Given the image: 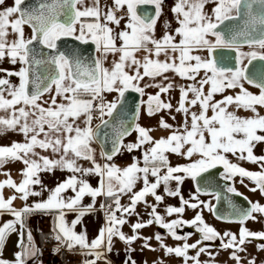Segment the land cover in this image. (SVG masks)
<instances>
[{"label": "snow or ice", "instance_id": "obj_1", "mask_svg": "<svg viewBox=\"0 0 264 264\" xmlns=\"http://www.w3.org/2000/svg\"><path fill=\"white\" fill-rule=\"evenodd\" d=\"M208 4L214 5L211 12L205 11ZM163 5L164 0H112L111 6L102 8L101 0H92L90 6H85V0H42L28 7L27 0H12L11 4L0 0V62L7 58L11 65L19 64L18 70L0 68L3 73L0 76V112L5 113L0 115V132H18L24 137L22 143L13 141L9 146H0V168L10 161H20L24 165L18 182L7 172L4 173L7 178L0 181V215L14 218L0 225V264H27L29 259L41 254L30 230L27 243L24 241L25 218L36 211L56 213L53 238L58 243L54 252H59L60 248L69 252L78 249L84 257L82 264H112L107 255L113 251L114 238L127 245L123 264H136L130 255L135 251L131 247L133 242L143 240V249L157 250L149 243L153 237L141 236L139 232L153 224L165 229L172 239L183 241L169 246L159 232L154 236L165 256L182 258L183 264L190 261L201 264V254L209 257L204 264H213L219 252L209 251L204 242L217 239L220 250H230L228 259L234 264H257L255 257L240 254L247 251L246 243L264 241V231H252L245 226L247 221L257 220L255 214L264 217V205L248 201V207L234 209L231 216L218 215L217 219L240 225L238 234L231 231L221 234L204 221L203 210L214 212V206L200 200L199 196L212 194L216 200L220 199L219 193H208L201 187L202 182L210 186L212 177L204 174L218 166L223 168L222 179L231 181L239 176L243 184L247 178L255 185L249 190L264 195V155L254 154L256 145L264 144V115L257 108L264 109V67L258 77L250 75L249 68L253 60L264 61V51L255 50H264V0H175L170 11L178 26L173 34L170 22L164 20L162 35L157 38ZM254 5L257 8L254 9ZM241 19L242 24L238 23ZM122 21L123 28L120 27ZM225 21L237 24L236 29L225 25L226 30L222 32L220 26ZM25 26L31 29L30 36H26ZM66 37L84 44L91 42L99 55L89 63L81 53L60 51L57 42ZM241 44L253 50L241 52ZM37 46L50 50L48 56L38 53ZM218 49L235 51L234 67L228 66L230 57L218 54ZM141 51L145 54L138 59L136 53ZM200 52L206 55L194 54ZM110 54L118 58L112 61L111 67H105L104 60ZM162 54L163 61L159 59ZM170 71L192 81L179 87L175 108L170 100L161 98L174 87L166 75ZM11 77H17L18 84H13ZM145 77L151 82L141 86ZM157 77L161 78L160 82H155ZM245 84L258 88L259 93L248 91ZM146 88L158 91L147 94V100L142 99L135 107L131 124L121 119L113 127L112 149L101 151L106 162L98 163L90 144L99 138L101 125H111L114 113L118 112V107H123L127 91L144 97ZM232 89L238 91L234 95H224L226 90ZM112 92L117 93L116 99L106 101L104 93ZM45 94H49L47 101L42 99ZM216 94L223 98L216 100ZM57 97L62 102L58 103ZM196 106L198 111H192ZM229 106L252 115L238 116ZM141 107L149 117L166 111L172 120L176 119L172 114L174 108L175 113L183 114L182 124L174 128L161 116L158 126L169 130V134L154 138L152 128L137 122ZM94 112L99 113L100 119L95 128L92 127ZM81 116L84 127L76 124ZM105 116L110 119L105 120ZM133 132L136 133L135 141L124 143V138ZM37 148L51 150L58 158L42 156L35 151ZM139 149H143L142 165L135 156L125 167L110 163L122 151L131 153ZM169 153L189 162L173 166ZM227 154L258 164L260 170H247L231 162ZM78 160L89 161L91 166L82 167L77 164ZM56 169L73 174L48 189L39 173ZM93 175L99 178L96 187L83 178ZM186 179L196 184L195 192L187 199L181 191ZM138 182H142V187L134 190ZM173 182L174 188L170 186ZM34 186H39L41 191H36ZM161 186L163 194H158ZM5 187L13 190L7 198L3 195ZM69 189L74 195L65 196ZM42 191L49 193L47 199L27 203L29 197H38ZM227 191L242 195L234 187H228ZM86 195L92 198V203L82 206ZM124 196L129 200L126 205L121 203ZM149 196L154 203L148 202ZM166 196L178 198L179 206L167 205L161 215L158 207ZM98 197L105 198L99 204L104 224L89 241L86 231L77 232L76 227L82 217L96 210ZM17 199L25 202L20 208L13 206ZM141 203L150 209L147 220L141 219L136 211ZM186 208L199 211L191 220H184ZM67 211L76 213L71 225L65 221ZM133 215L136 222L130 225L132 235H127L122 226L128 224L127 217ZM173 216L176 218L166 220ZM16 225L20 228L19 251L10 261L3 258L2 249L8 233L16 231ZM182 227L194 228L200 238L189 244L187 241L193 233L179 235L177 229ZM256 247L264 251V244ZM190 249L196 250L195 255L189 254Z\"/></svg>", "mask_w": 264, "mask_h": 264}, {"label": "crops", "instance_id": "obj_2", "mask_svg": "<svg viewBox=\"0 0 264 264\" xmlns=\"http://www.w3.org/2000/svg\"><path fill=\"white\" fill-rule=\"evenodd\" d=\"M91 2H92V0H85V6H88V4ZM174 3H175V0H164L163 15L161 17V22L158 23L157 29H156V37L157 38H159L162 35L163 21L164 20H167L170 22L172 30H173V34H174L175 27L178 26L175 22V19L172 15L171 11H170V9L174 5ZM111 5H112V0H101V7L102 8H106V7L111 6ZM123 24H124V22L122 21L121 25H120L121 28H123ZM212 39L214 40V38H212ZM178 40H179V38L177 37V42H178ZM117 43H119V41ZM149 47H151V46H149ZM246 48H248V46L240 47L241 50H245ZM243 52H245V51H243ZM144 54L145 53L143 51H141V52L136 53V56L138 59H140L143 57ZM194 54L206 55V52H200V53H194ZM98 55L99 54L96 52V56H98ZM117 58L118 57H114L110 54L107 57V59L104 60V66L105 67H111L112 61L114 59H117ZM153 58H155V57H153ZM159 59L163 61L165 59V56L162 54L159 57ZM245 61L246 60H244V63H245ZM0 68H3V69L15 68L18 70L19 64H17L16 66H13L8 61H2V62H0ZM2 75H3V73H0V76H2ZM166 75L173 82V84H176V88L173 87V89L168 94H162L161 98L166 100V101L170 100V102L173 104V106L175 108L177 101L179 99V87L182 85L192 83V81L181 78L171 71L166 73ZM200 75L203 76V72H201ZM198 79H199V77H198ZM160 81H161V78L157 77L155 82H160ZM11 82L13 84H18V78L17 77H11ZM141 82H142L141 86H143L144 84L150 83L151 81L149 78L145 77V79ZM245 87L247 88L248 91L252 92L253 94L259 93V90L255 87L249 86L247 84H245ZM205 88L207 89V86H205ZM156 91H158V89H156V88H146L145 89L146 97L144 100H147V94H155ZM237 91H238V89L226 90L224 95H234ZM108 94L110 96L109 97L110 101L116 99V97H117V93H115V92L108 93ZM222 98L223 97L221 94H216V96H215L216 100H219ZM141 100H142V97L140 96V101ZM174 108H173L172 114L176 116L175 120H172L170 118L168 112H166V111H162L153 117L147 116L146 112L144 111L141 126L152 128L153 131H152L151 135L154 138H160L161 136H167L169 134V130H165V129L160 128L158 126V121H159L160 117L163 116L164 119L169 124H172L174 128L180 127L182 124V121H183V114L182 113H175ZM257 108H258V111L260 112V114L264 115V109L259 108V106H257ZM191 110L192 111H198V106L192 108ZM229 110L235 111V113L241 117H249L252 115L251 112L246 111L244 109H236L234 106H229ZM208 115H211L210 111H209ZM99 121H100V119H98L95 124H92V127H94ZM189 122H190V120H189ZM135 139H136V133L133 132L130 136H127L124 138V143L133 142V141H135ZM35 151L38 152L40 155L45 152V150H42L39 148H37ZM142 152H143V149H139V150L133 151L131 153H128L127 151H122L120 154L116 155L110 163H114L115 165H117L119 167H125L132 162V157L135 156V157H137V159H139L141 161V165H142L143 164ZM254 154L257 156L264 155V144H257L256 147L254 148ZM167 155L169 157L170 163L173 166L183 165V164H186L189 162L188 160L184 159L183 157L176 156L175 154L169 153ZM227 155H228V159L231 160L232 162L245 161L248 165L251 164V163L247 162L246 160L237 159V157H234L231 154H227ZM32 158L35 159V157H32ZM95 159L98 163H101V164L106 162L101 157L99 149H98L97 153L95 152ZM77 164L82 166V167H90L91 166V163L89 161H84V160H78ZM23 167H24V165L20 161L8 162L7 164L4 165L3 168H0V181H3L4 179L7 178L4 175V173L7 172V173H10L11 178L14 181L18 182L21 179L20 171H21V169H23ZM72 174L73 173L68 172V171H61L59 169H56L52 172H41V173H39V176H40L43 184L48 189H52L57 185L58 182H61L65 179H67ZM83 178L86 179L93 187L98 186V179H99L98 177L93 175V176H88V177H83ZM170 186L174 188L175 182H173ZM34 187H35L36 191H41L39 186H34ZM140 187H142V182H138L137 187L134 190H139ZM181 191H182V194L184 195L185 199L189 198L190 194H193L195 192V189L192 185L191 179H186L184 181L183 185L181 186ZM12 192H13V190H11L7 187H5L3 189V195L5 198L12 195ZM48 194L49 193L47 191H42L41 195L38 197H29V200L27 201V203L33 204L35 202L45 200V199H47ZM158 194H163V186H161L158 189ZM64 195L65 196H71L74 194L69 189L66 193H64ZM146 199L148 200L149 203H154L153 197L149 196ZM199 199L209 203V198L205 195L200 194ZM104 200H105L104 197H98L97 203H96V210L94 212L87 214L84 217H82L81 223L78 224L76 227L77 232L86 231V235H87V238L89 241H91L92 239H94L96 237V235L98 234L99 228L101 226H103V224H104V214L99 209V204L104 202ZM24 203H25L24 201L17 199L13 202V206L16 208H20L24 205ZM90 203H92V198L90 196H87V195L81 201L82 206H86ZM121 203L125 204V205L128 204L129 203L128 197L127 196L122 197ZM167 205L179 206V199L175 198V197H167L166 196L164 199V202L158 207V212L161 215H164V208ZM136 211L139 213L141 219H143V220L148 219L147 212L150 211V209H146L145 205L143 203L137 205ZM196 211H199V209L193 210L190 208H186V210L183 214V219L184 220H191L194 217V215L196 214ZM36 213H42L43 214V218H44L43 221L37 222L34 219V215ZM55 215H56L55 212L45 213L42 211H36V212H33L32 214L28 215L25 218V225H26V228L24 231L25 243H27V231L30 230L32 237H33V242H34L35 246L39 249V244H40V241H41L43 236L54 235L53 234V226H54V216ZM202 216H203V219H207L206 217H208V216L210 218L214 219L211 215V212L208 209L203 210ZM75 217H76L75 212L67 211L66 215H65V221L69 225H71V221L73 219H75ZM174 218H176V217L175 216L166 217V220H170V219H174ZM12 219H14V218L8 214L0 215V225H2L4 222L12 220ZM127 219H128V224H125L122 226V231L127 235H132L130 225L132 223L136 222V216L133 215V216L127 217ZM214 220H216V219H214ZM139 232H140L141 236L153 237V239L151 241H149V243L152 245L153 248H156L157 250L156 251H149L147 249H143L142 244L144 243V241L143 240H136L131 245V247L133 249H135V251L130 253L132 259L136 261V264H145V262H147V264H160L161 261H163V264H183L182 258L175 257L174 255L165 256L164 252L159 248L158 242L154 239V236L157 232H159L164 237V243H166L169 246H176V245L182 244L183 241H176V240L172 239V237L167 234V231L165 229H162L155 224H153L149 227L140 229ZM187 232L188 231H184L183 228L177 229V233L179 235H184ZM19 233H20L19 225H16V231H12V232L8 233L6 240H5V243H4V247L2 249L4 259L10 260V261L14 260V253L16 251H19V249L17 248V243L20 239ZM199 238H200V236H197L196 233L193 232V235L188 239L187 242L189 244H191V243L196 242ZM126 247H127V245H125L123 242H121L118 238H114L113 251L107 255L108 260H110L112 262V264H123V262L126 258V253H125ZM63 249H64L66 255H69L70 253L75 254L76 258H73V262L64 263L63 262V253H56L53 255H42V254H40L36 259H29L27 261V264H82L84 257L79 254L78 249L74 250L72 252H69L66 248H63ZM210 249H212V248H210ZM208 250H209V248H208ZM195 252H196V250H194V249L189 250V253L191 255H195ZM199 259H201V256L199 257ZM100 264H103V262H100Z\"/></svg>", "mask_w": 264, "mask_h": 264}, {"label": "water", "instance_id": "obj_3", "mask_svg": "<svg viewBox=\"0 0 264 264\" xmlns=\"http://www.w3.org/2000/svg\"><path fill=\"white\" fill-rule=\"evenodd\" d=\"M38 2H42V0H27V6L28 7L35 6ZM47 2H51V0H47ZM145 7L151 8V6H141V8H145ZM255 8H257L256 5H254V9ZM241 11L243 13V8ZM238 23L242 24V19ZM225 25H228L229 27L233 29H236L237 27V24L229 22V21H225V24L220 26V30L222 32L226 30ZM28 29L30 30V33H31V29L30 28ZM57 44H58V49L60 51H65V52L75 51V52L81 53L82 56L85 58L86 62L91 63L92 59L96 57L95 45L92 44L91 42L84 44V43H80L79 41L72 39L71 37H66L58 41ZM244 46H248V45L241 44L240 47H244ZM36 50L38 53H42L43 57H47L50 52V50L45 49L42 46H37ZM217 53L224 54L230 57L228 66L229 67L235 66V55H236L235 51L229 50V49H218ZM247 63L248 62L246 60L245 64ZM262 67H264V61H260L258 59L253 60L252 64L249 65V68L251 69L250 75L258 77ZM249 86H252V85H249ZM122 104H123L122 109L118 107V112L114 113V117L112 118L111 125L108 127L101 125L100 129L98 130L99 138L93 140L96 146L98 147L100 153L101 151H109V152L111 151L112 149L111 140L114 135L113 127H115L121 119L126 121L128 124H131L133 122L135 107L138 104H140L139 93L133 92L131 90L127 91L125 93V97L122 100ZM104 119L109 120L110 118L105 116ZM99 123L100 121L97 124ZM106 134H107V138L105 139ZM222 172H223L222 166H218L215 169H211L209 173L204 174L205 176L212 177L210 186L202 182L201 187L206 188L208 193H219L220 195L219 200H216L213 195L212 205L214 206V212L211 211L212 217L221 222L235 223V222H227L224 220L217 219V216L218 215L231 216L234 209L238 208V205L240 206V208H246L248 207V203L243 197L235 195L234 193H230L227 191V186L230 185V181L224 180L221 178ZM192 185L195 189L196 188L195 182L192 181ZM201 194L202 195H212V194H204V193H201ZM182 228L184 231L196 233L194 228H188V227H182ZM196 235L199 236V233H196Z\"/></svg>", "mask_w": 264, "mask_h": 264}, {"label": "rangeland", "instance_id": "obj_4", "mask_svg": "<svg viewBox=\"0 0 264 264\" xmlns=\"http://www.w3.org/2000/svg\"><path fill=\"white\" fill-rule=\"evenodd\" d=\"M7 3L11 4L12 0H7ZM91 3H89L88 6H90ZM213 7H214L213 4H208V5L205 6V11L211 12V9ZM25 34H26V36L30 35V30L26 26H25ZM9 39H12V37L10 36ZM239 50L241 52H243V51L249 52V51H251L253 49H250L248 47L245 50H241V49H239ZM255 50L258 51V52L264 51V50H261L259 48H256ZM3 61H8V60H7V58H5ZM173 85H174V88H176V84H173ZM104 97H105L106 101H110V99H109L110 96H109L108 93H104ZM145 97H146V95L144 97H142V99L144 100ZM42 99L45 100V101L49 100V94H45V96ZM57 102L58 103L62 102L61 98L57 97ZM44 106L47 107V104H45ZM0 115H5V113L4 112H0ZM143 115H144V108L141 107V115H140L139 120L137 121L140 124L142 122ZM83 120H84V117L81 116L79 119H77L76 124L79 125L80 127H84ZM97 120L98 119H93L92 120V124H95ZM69 122H71V119L69 120ZM13 141L22 143V142H24V137H23L22 134H20L18 132H12V131L0 132V146H9ZM90 147L94 150V153L98 152V148L96 147V145L94 144L93 141L91 142ZM41 155L42 156H48L50 159L58 158V154H53L51 152V150H48L47 152L45 151ZM233 163H237L241 167H244L245 169L246 168H249V169L252 168V166L249 167L250 165H248L245 161H235ZM236 178L237 177H234L233 181ZM206 218L207 219H204V221L208 225L214 227L221 234L224 231H231V232L239 231L240 225L238 223L221 222V221H218V220H214V219L210 218L209 216L206 217ZM245 226L248 229H250L251 226H252V221L251 220L247 221ZM244 247L247 249V251L240 254L242 257H255L257 264H264V252L262 253V252L254 251V249L252 248V245L249 244V243H246ZM209 250L212 251L213 253L219 252V255H217L215 257V261L213 262V264H234L233 261L228 259L229 251H222V250H216V249H209ZM208 260H209V257L207 256V254H201V259H200L201 264H204V262L208 261ZM189 264H191V261L189 262ZM245 264H246V262H245Z\"/></svg>", "mask_w": 264, "mask_h": 264}, {"label": "flooded vegetation", "instance_id": "obj_5", "mask_svg": "<svg viewBox=\"0 0 264 264\" xmlns=\"http://www.w3.org/2000/svg\"><path fill=\"white\" fill-rule=\"evenodd\" d=\"M251 169L249 168H246L247 170H250V171H259L260 170V166L258 164H253L251 163L249 167H251ZM228 187H234L236 189L237 192L241 193L242 195H240L241 197H247V203L248 201H251V202H259L261 205H264V195H261V193L259 191H256V192H252L250 191L249 189L252 188V187H255V185L249 181L247 178L244 179V183L241 184L240 183V177L237 176V178L233 181L231 180L230 181V185L227 186ZM209 198V203L212 205L213 203V195H205ZM238 208H240V206L238 205ZM211 212V211H210ZM257 216V220L256 221H252V226L250 228V230L252 231H264V217L260 216L259 214H255ZM233 233H237L238 234V231L236 232H233ZM252 245V248L254 249V251H258V252H264V251H259L257 250V245L258 244H264V241H261V240H252L251 243H249ZM204 245L207 246L209 249L212 248V249H217V250H220V241L217 239V240H214V241H205L204 242ZM230 251V250H228Z\"/></svg>", "mask_w": 264, "mask_h": 264}, {"label": "built area", "instance_id": "obj_6", "mask_svg": "<svg viewBox=\"0 0 264 264\" xmlns=\"http://www.w3.org/2000/svg\"><path fill=\"white\" fill-rule=\"evenodd\" d=\"M93 116H94L93 119H99V113L94 112ZM102 213H103V211H102ZM34 219L37 222L43 221V219H44L43 214L42 213H36L34 215ZM53 236L54 235H50V236L42 239V241L39 244L40 253L42 255H53L56 253H63V262L64 263L73 262V258H76L75 254L70 253L69 255H66L63 248H60L59 252H54V249L57 247L58 242L53 238Z\"/></svg>", "mask_w": 264, "mask_h": 264}, {"label": "trees", "instance_id": "obj_7", "mask_svg": "<svg viewBox=\"0 0 264 264\" xmlns=\"http://www.w3.org/2000/svg\"><path fill=\"white\" fill-rule=\"evenodd\" d=\"M45 237H48V236H47V235H45V236H43V237H42V239H43V238H45ZM42 239H41V241H42ZM41 241H40V242H41Z\"/></svg>", "mask_w": 264, "mask_h": 264}]
</instances>
